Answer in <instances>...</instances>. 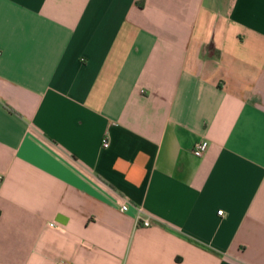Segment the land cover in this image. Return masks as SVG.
Masks as SVG:
<instances>
[{"label": "crops", "instance_id": "obj_1", "mask_svg": "<svg viewBox=\"0 0 264 264\" xmlns=\"http://www.w3.org/2000/svg\"><path fill=\"white\" fill-rule=\"evenodd\" d=\"M59 261L264 264V0H0V264Z\"/></svg>", "mask_w": 264, "mask_h": 264}, {"label": "built area", "instance_id": "obj_2", "mask_svg": "<svg viewBox=\"0 0 264 264\" xmlns=\"http://www.w3.org/2000/svg\"><path fill=\"white\" fill-rule=\"evenodd\" d=\"M102 146L103 147L109 146V142L106 136L102 138ZM207 148H208V141L202 139L195 143L192 151L194 155L201 156L206 151ZM118 206L120 211L124 212L129 209L130 202L126 197H122L118 200ZM134 208H135L136 225H142V226L150 225V216L148 215L146 210L140 205H135ZM217 213L219 215H222L223 210H218ZM57 264H69V263L66 261H59Z\"/></svg>", "mask_w": 264, "mask_h": 264}]
</instances>
